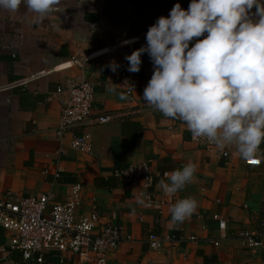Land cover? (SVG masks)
Here are the masks:
<instances>
[{
    "label": "crops",
    "instance_id": "0c3cea01",
    "mask_svg": "<svg viewBox=\"0 0 264 264\" xmlns=\"http://www.w3.org/2000/svg\"><path fill=\"white\" fill-rule=\"evenodd\" d=\"M190 2L62 0L39 23L23 5L16 12L0 9L1 200L19 202L26 196L52 192L54 202H61L68 197L70 186L80 183L83 205L77 218L97 208L103 222L121 224L132 236L110 254L111 264L262 261L264 247L251 254L232 235L241 228L256 229L264 218V143L255 155L262 160L260 166L247 165L234 145L228 146L226 157L220 150L196 144L184 123L163 117L143 101V90L153 73L147 53L142 54L139 72L127 71L125 55L146 43L145 34L155 20L166 16L176 3L186 9ZM250 11L254 13L255 6ZM132 37L137 38L134 43L122 45ZM113 60L120 65L116 72L107 67ZM80 78L94 85L90 121L59 138V115L69 94L57 89L65 88L68 79ZM130 85L133 91L129 96ZM107 86L116 91H107ZM102 113L112 114L113 120L95 123L94 118ZM85 131L92 135V156L71 148L74 135ZM141 162L155 173L195 164L192 182L176 193L179 199L197 201L195 212L183 223L171 222L172 205L165 207L163 214L142 208L140 180L124 184L112 175L115 169ZM159 181L154 188L157 196L161 195ZM214 214L228 221L224 234L230 238H222ZM151 233L197 236L200 241L166 242L161 250H153L148 243ZM10 239L11 232L0 227V264L4 260L9 264H93L70 251L46 252L40 263L24 261L19 252L3 250ZM216 239L218 246L212 243Z\"/></svg>",
    "mask_w": 264,
    "mask_h": 264
},
{
    "label": "clouds",
    "instance_id": "9594fccd",
    "mask_svg": "<svg viewBox=\"0 0 264 264\" xmlns=\"http://www.w3.org/2000/svg\"><path fill=\"white\" fill-rule=\"evenodd\" d=\"M61 3L0 0V9L16 12L23 5L39 23ZM145 41L124 57L132 73L140 71L144 53L153 64L143 101L163 117L184 123L194 140L206 139L217 149L234 145L244 161L257 155L264 143V0H191L186 9L176 3L148 28ZM107 67L116 72L120 65L113 60ZM195 172V164L186 163L166 172L159 187L174 195ZM196 208L192 197L177 199L169 209L171 222L183 223Z\"/></svg>",
    "mask_w": 264,
    "mask_h": 264
},
{
    "label": "built area",
    "instance_id": "2783aa9c",
    "mask_svg": "<svg viewBox=\"0 0 264 264\" xmlns=\"http://www.w3.org/2000/svg\"><path fill=\"white\" fill-rule=\"evenodd\" d=\"M123 74L125 75L126 72ZM63 90H66L69 96L63 102L59 115L56 129L59 138L66 131L89 123L94 101V85L87 79H68L66 87L60 86L57 92ZM132 91L133 86L130 85L127 95L130 96ZM113 117L112 114L102 113L94 118V122L107 124L113 120ZM191 140L206 149L220 150L224 156H229V147L217 149L206 139L194 140L191 136ZM92 141V135L85 131L74 135L71 148L76 152L92 156L94 154ZM245 163L249 166H260L262 160L254 156ZM165 173H155L146 162H141L115 169L112 175L124 184L140 180L142 183L138 194L140 206L163 214L165 207L171 206L179 199L176 194H165L162 190L160 196L154 192L158 180L165 179ZM54 200L55 195L52 192L26 196L19 202L0 199V227L11 232L10 243L3 248L5 252H19L24 261L36 260L40 263L46 252L70 251L80 259L92 261L93 264H111L110 254L122 242L132 240V236L125 232L121 224L103 222L97 208L77 218V211L83 205L80 183L70 186L65 201L54 202ZM142 219L143 217L140 216V220ZM213 219L218 223L222 238H230L229 235L224 234L228 221L218 214H214ZM232 236L239 241L243 250L257 254L264 247V218L260 220L256 229L241 228ZM184 241L198 243L200 239L197 236L181 237L154 233L148 236L149 246L153 250H161L166 242ZM212 243L218 246L220 241L216 239L212 240ZM3 264H9V260H4Z\"/></svg>",
    "mask_w": 264,
    "mask_h": 264
},
{
    "label": "rangeland",
    "instance_id": "374dc122",
    "mask_svg": "<svg viewBox=\"0 0 264 264\" xmlns=\"http://www.w3.org/2000/svg\"><path fill=\"white\" fill-rule=\"evenodd\" d=\"M259 264H264V258L262 259V261L259 260Z\"/></svg>",
    "mask_w": 264,
    "mask_h": 264
},
{
    "label": "water",
    "instance_id": "95a60500",
    "mask_svg": "<svg viewBox=\"0 0 264 264\" xmlns=\"http://www.w3.org/2000/svg\"><path fill=\"white\" fill-rule=\"evenodd\" d=\"M1 264H3V263H1Z\"/></svg>",
    "mask_w": 264,
    "mask_h": 264
}]
</instances>
